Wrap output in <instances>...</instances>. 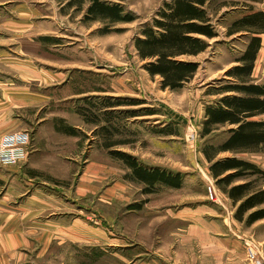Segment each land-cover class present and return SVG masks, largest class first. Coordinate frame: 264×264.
<instances>
[{
	"label": "rangeland",
	"instance_id": "374dc122",
	"mask_svg": "<svg viewBox=\"0 0 264 264\" xmlns=\"http://www.w3.org/2000/svg\"><path fill=\"white\" fill-rule=\"evenodd\" d=\"M101 1L123 5L136 20L114 24L109 33H103L107 21L85 18L91 0H0L1 54L18 63V68L4 69L0 76L12 78L19 92L32 100L15 114L19 131L0 135L3 140L14 135L26 140L24 159L16 165L0 164V200L5 199L8 187L27 193L41 189L52 195L50 214L57 213L30 218L33 222L28 223L21 212L26 209H18L27 195L0 203L8 210L0 212V225L5 227L0 232V253L8 256L0 264H172L176 260L190 262L193 256L202 262L203 254H218L221 244H209L205 238L203 227L207 230L208 226L203 223L208 224L211 218L197 208L207 206L199 200L219 206L231 222L228 252L237 257L234 262L251 264L253 259L264 264V220L247 226L235 219L238 205L225 193V187L217 184L203 154L205 145L224 140L228 127H216L210 136H202L205 108L221 98L211 93L212 87L229 80L225 73L238 65L236 60L250 36L241 32L227 37V30L249 13L243 5L264 12V0H212L210 12L219 36L208 41L204 53L188 58L200 63L199 70L175 91L162 89L161 78L150 76L134 46L141 26L169 0ZM255 67L251 79L264 85V63L258 65L256 75ZM118 100L142 105L107 107L108 102ZM139 110L157 114L128 117ZM256 119L264 121V115ZM69 128L74 134L66 132ZM162 130L173 134L164 135ZM37 151L40 154L32 158L37 169H30L26 163ZM117 151L146 165L181 173L183 186L156 185L154 191H146V185L132 180L131 169L111 154ZM233 156L264 170L262 152H226L217 159ZM88 165L90 171L85 170ZM250 180L256 188L264 189V180ZM241 183L244 180L233 185ZM187 202L193 203L190 206H194L196 219L201 217L194 230L177 227L171 219ZM12 214L19 221L9 228L6 216ZM48 219L64 221L67 229L84 224L109 231L116 246L74 243L67 233L60 246L54 242L48 255L41 258L47 244L35 237L40 231H32L31 225ZM188 232L198 239L184 241ZM123 257L130 258V263H124ZM210 262L217 264L213 257Z\"/></svg>",
	"mask_w": 264,
	"mask_h": 264
},
{
	"label": "trees",
	"instance_id": "16d2710c",
	"mask_svg": "<svg viewBox=\"0 0 264 264\" xmlns=\"http://www.w3.org/2000/svg\"><path fill=\"white\" fill-rule=\"evenodd\" d=\"M258 2L259 0H245ZM212 0H169L163 3L153 19L144 23L134 39V46L140 60L145 61L144 69L152 77L161 78L162 89L171 91L182 89L197 74L200 63L189 60L204 53L209 40L219 36L212 22L210 7ZM249 13L235 20L227 30V37L248 32V44L225 76L229 80L211 93L220 95L214 104L205 108L202 136H210L219 126H227L226 135L219 143L204 146L203 154L210 163V173L217 184L238 205L235 219L247 226L264 220V189L254 186L252 177L264 180V170L252 161L236 156L217 159L221 153H264V121L256 118L264 115V85L256 84L251 77L258 53L262 47L264 34V12L255 11L251 5ZM85 18L107 21L108 27L102 30L109 33L110 27L118 23H131L136 20L132 12L126 11L119 3L91 0ZM114 31H120L116 29ZM108 102L107 107L136 106L141 102ZM140 113H143L142 115ZM152 110H139L128 117L152 116ZM68 134L74 130L68 129ZM160 133L173 134V131ZM112 145L107 146L110 148ZM131 169V178L147 186L146 191H154L156 185L180 189L184 184L181 173L165 168L149 166L135 156L124 152H112ZM237 180L244 183L233 185Z\"/></svg>",
	"mask_w": 264,
	"mask_h": 264
},
{
	"label": "crops",
	"instance_id": "0c3cea01",
	"mask_svg": "<svg viewBox=\"0 0 264 264\" xmlns=\"http://www.w3.org/2000/svg\"><path fill=\"white\" fill-rule=\"evenodd\" d=\"M24 14V13H21ZM4 47H0V72L2 70H10L18 68V63H14L13 60H11L8 56L2 55L1 50H3ZM5 50V49H4ZM5 58V59H4ZM264 63V35L262 36V48L260 50V54H258V58L256 61V67L254 75H256V71L258 70V65L260 66L261 63ZM3 73V72H2ZM8 73V72H7ZM3 75V74H2ZM0 76V135L6 134L10 132H17L20 129L19 125V117L16 114V112L19 110L20 107L28 106L30 103H32L31 98L29 95H22L23 93L19 92V87L16 84H13V79ZM39 151H37L35 154H32L30 156L29 161L26 163L28 168L30 169H37L35 166V160L32 158L34 156L39 155ZM91 165H88V167L85 169L87 171H90L89 168ZM84 175V174H83ZM16 188H7V191L5 193V199H1L0 203L6 202L11 199H16L18 196L21 198L24 195H27V198L25 200L24 204H20L18 206V209H26V210H20L23 212V219H27L26 222L31 223L33 221H30L28 219L34 218L36 216H41L48 214L55 216L57 213L51 212L48 209L49 204L52 201V195L49 192H45L41 189L36 190H30L27 192L18 190ZM16 196V197H15ZM200 204H206L205 207H197L201 209L203 214L208 215L211 218V221L207 224L206 222L203 223L204 225H207L208 232L206 230V226L203 227L204 236L209 241V244L211 241L218 242L219 248H217V253H209V254H203L202 255V262H200L199 258H194V256L190 259V262H183L181 260H176L172 262V264H210V259H215L217 261V264H228V260L230 261L229 264H242L241 262H234L236 261L237 257L235 254L229 253L228 245L231 243L228 242L227 234L229 233V230H232L233 226L231 222H227L226 217L224 213L222 212L221 208L217 205H212L211 203L205 202V200H199ZM192 202H187L181 209H177L173 212V217H171L172 220H175L177 225H182L184 229L192 228L194 230L195 224L197 221H200L199 216H197L198 219H196V215L194 213V206L192 205ZM195 204V203H194ZM192 207V208H191ZM8 210H5L4 204L0 205V212H7ZM11 214V212L9 213ZM172 215V214H171ZM7 220L5 222L9 223V228L13 227L14 224L19 221V218L13 216H6ZM1 224V222H0ZM179 225L177 227H179ZM80 228L79 230H73ZM182 228V227H181ZM5 229L4 225H0V232ZM31 230L36 232L40 231L38 235L35 237L40 238L44 240L45 245L47 244V248L45 249V252L41 254L42 257H46L47 250H49V247L54 242L57 243V245H61L66 238H68L67 233H71L70 241H73L74 243H79L83 245L88 246H99V245H106L107 247H114L116 246L115 242H112L114 237L111 232L100 230L98 227H92L87 225L79 224L76 228H69L67 229L66 224L64 221L58 219H48V221L44 224L38 225L35 222L31 225ZM13 233V232H11ZM188 235L183 238L184 241H187L189 243H193L196 241L195 236H193L192 232H188ZM110 235H112L110 237ZM14 238L18 239V236L14 232L13 234ZM193 241V242H192ZM204 244V242H203ZM119 246V245H118ZM211 249V248H210ZM214 255V256H213ZM8 256H5L4 253H0V261L8 260ZM12 257V256H10ZM16 258H18V255H15ZM38 258V259H41ZM164 259V260H163ZM12 260V258H11ZM161 260L165 261L166 258L164 256H161ZM208 260V262L206 261ZM124 263L125 261H128L130 263V258L123 257L122 260ZM206 261V262H205Z\"/></svg>",
	"mask_w": 264,
	"mask_h": 264
},
{
	"label": "built area",
	"instance_id": "2783aa9c",
	"mask_svg": "<svg viewBox=\"0 0 264 264\" xmlns=\"http://www.w3.org/2000/svg\"><path fill=\"white\" fill-rule=\"evenodd\" d=\"M25 138L18 135L7 139H0V164L16 165L25 158L23 145L26 143ZM251 264H262L259 260L251 259Z\"/></svg>",
	"mask_w": 264,
	"mask_h": 264
}]
</instances>
